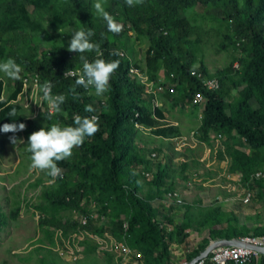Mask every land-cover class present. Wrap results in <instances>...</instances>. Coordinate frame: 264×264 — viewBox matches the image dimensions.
I'll list each match as a JSON object with an SVG mask.
<instances>
[{"label":"trees","instance_id":"obj_1","mask_svg":"<svg viewBox=\"0 0 264 264\" xmlns=\"http://www.w3.org/2000/svg\"><path fill=\"white\" fill-rule=\"evenodd\" d=\"M97 3L114 23L122 25L118 34L108 31L107 21L95 10ZM196 7L215 11L230 21L236 35L248 44L247 56L241 60V79L236 82L237 86L244 83L247 87L241 90V99L236 102L227 101L219 92L223 88V80L235 83L230 77L232 68L210 75L203 62L198 68L193 67L197 61L195 52L201 49L202 42L191 38L194 29L184 13ZM88 29L95 33L91 41L98 43L103 52L99 58L119 61V67L111 77L109 91L102 96L92 95L90 89L76 86L77 76L65 78L64 75L66 71L82 70L85 59L92 62L97 58L95 52L84 53L82 57L67 49L75 31ZM147 37L149 47L144 67L130 42L134 40L141 45ZM114 51H118L119 55H113ZM7 59H13L21 66L22 81L11 80L0 72V96L17 109V117L13 118L7 115L10 107L5 108L4 104H0V108H3L0 111V127L5 123H24L26 128L23 132L28 140L33 131L44 126H74L76 115L96 116L98 120L99 130L87 138L81 147L74 149L73 160L59 164L62 168L60 186H52L46 194L49 205L44 210L51 209L52 214L58 215L61 209L77 205L84 191L90 188L94 190L95 186L76 181L81 176L95 178L105 190H122L130 199L134 211L127 222L116 219L110 226L100 225L98 220L90 217L88 223L80 226L88 233L124 234L149 244L155 252L164 255L169 264L173 260L169 250L174 241L170 229L173 220L166 215V209L160 207L156 210L143 197L141 179L134 168L141 166L148 175L153 176L152 180H146L150 188L155 187L159 191L168 189L167 192L173 189V183L167 181L168 167L158 162L154 172L152 160L155 158L146 157L136 150L133 139L140 129L170 137L175 133V128L169 125L163 109L154 107L151 95L132 74L131 68H141L156 80L161 67H165L169 75L176 77L175 81L166 85L184 91L179 98L182 101L197 92L203 93L205 114L202 131L208 132L218 125L228 127L243 135L252 145H264V0H144L142 5L134 7L127 6L126 0H0V62ZM30 74H36L42 86L46 82L51 84L50 95L53 97H66L59 113H48L47 123L28 114L25 105L20 102L19 96ZM205 77H217L220 87L206 88L203 84ZM74 87L79 97L75 100ZM252 99H257L258 107L252 103ZM86 105H92L95 111L86 112ZM17 133L9 132L11 137L16 138ZM5 136L4 132H0V164L6 157ZM254 165V161L245 157L240 150L233 152L235 169L232 171L243 169L245 181L253 179L249 172L255 170ZM253 182L260 184L257 179ZM174 208L170 205L168 211L172 212ZM215 212L220 213L217 208ZM5 222L4 215L0 213V228ZM185 227V224L178 227L177 239L187 248V261L190 262L207 245L193 244L190 234L183 232ZM261 233L264 230L256 228L252 234ZM247 234L251 233L223 235L210 231L213 239ZM203 264H216L211 260V253ZM229 264H264V254L254 255L246 263L232 261Z\"/></svg>","mask_w":264,"mask_h":264},{"label":"rangeland","instance_id":"obj_2","mask_svg":"<svg viewBox=\"0 0 264 264\" xmlns=\"http://www.w3.org/2000/svg\"><path fill=\"white\" fill-rule=\"evenodd\" d=\"M184 15L194 29L191 38L202 42L201 49L195 52L197 61L193 67L198 68L203 62L210 75L232 68L230 77L235 83L223 80L219 92L229 102L238 101L241 90L247 87L244 83L237 86L236 82L241 79V60L247 56L248 44L236 35L232 23L215 11L196 7L188 9ZM131 45L140 63L146 67L149 38H145L141 45L133 40ZM47 46L52 47L51 44ZM175 78L161 67L155 81L169 84ZM183 93L175 89L173 93L160 96V107L175 133L163 137L149 129H140L133 139L136 150L146 157L150 158L152 152L157 151V157L151 159L154 172L158 162L167 166V181L173 183V189L179 191L185 201L182 205L170 204L175 208L168 211L170 205L165 195L168 189L150 188L146 180H152L153 176L141 166L134 168L141 179L143 197L156 210L160 207L166 209V215L173 220L170 229L174 241L169 246L172 264L189 262L187 248L177 239L181 225H186L183 232L190 234L193 244L205 245L213 240L210 231L232 235L234 232L252 234L256 228L264 230V145H252L243 135L228 127L218 125L208 132L202 131L205 102H195L194 94L182 101L179 98ZM90 94L97 96L94 89H90ZM19 99L28 114L44 123L49 119L48 113H55L43 98V86L36 74H30L25 80ZM252 103L259 106L257 99H252ZM5 134L7 151L0 164V213L6 222L0 228V264H169L167 258L155 252L149 244L124 234L88 233L80 226L85 215L93 214L100 225L110 226L116 219L127 222L134 211L122 190H105L95 178L81 176L76 181L95 186L94 190L84 191L77 205L61 209L58 215L52 214L51 209L44 210L49 205L46 194L52 186H60L61 178L53 182L44 172L30 167L31 154L27 151L28 140L23 131L17 133L16 144L12 143L9 133ZM235 150L254 161L255 170L249 174L261 171L262 175L249 182L243 177L240 179L243 169L232 171L235 169ZM254 179L260 184H253ZM189 181L191 186L187 185ZM249 193L251 196L247 200L245 195ZM216 208L219 214H216ZM123 244L132 250L128 256L122 249Z\"/></svg>","mask_w":264,"mask_h":264},{"label":"clouds","instance_id":"obj_3","mask_svg":"<svg viewBox=\"0 0 264 264\" xmlns=\"http://www.w3.org/2000/svg\"><path fill=\"white\" fill-rule=\"evenodd\" d=\"M144 0H126V4L129 7L142 5ZM96 12L103 15L107 21L108 31L118 34L121 30L119 26L112 21L108 14L101 8V5L97 3L95 5ZM95 35L94 31L77 30L70 38L67 46L68 51L77 52L83 57L84 53L95 52L97 58L89 62L84 60L82 70L79 73L65 72V78L69 76H77L75 85L83 87L84 89H94L97 96H102L109 91L110 80L112 75L119 67V61H106L99 58L103 56V52L98 43L91 41V37ZM113 55H119L118 51H114ZM0 72L4 73L11 80L22 81V68L13 59H7L0 62ZM51 84L45 83L43 85V98L49 102V107L54 108L56 113L61 111L60 105L66 100L64 95H57L52 97L50 95ZM73 99H78V95L75 93V87L72 89ZM0 104H4L5 108L10 107V111L7 113L10 117H17V109L11 104L4 101V98L0 96ZM3 111V108H0ZM85 111L92 113L95 111L92 105H86ZM26 125L24 123H5L0 127V132L4 133H16L25 130ZM99 130L98 120L96 116L81 117L76 115L74 117V126H60L59 124H52L49 127H41L37 131H33L28 137L27 151L31 154L30 167L35 170L44 172L46 175L52 178L55 182L57 178H62V168L59 164L63 161L69 160L74 153V149L81 147L85 140L95 135ZM13 144L17 143L15 136L10 138Z\"/></svg>","mask_w":264,"mask_h":264},{"label":"built area","instance_id":"obj_4","mask_svg":"<svg viewBox=\"0 0 264 264\" xmlns=\"http://www.w3.org/2000/svg\"><path fill=\"white\" fill-rule=\"evenodd\" d=\"M122 25H119L121 28ZM122 54H124L122 52ZM81 68L77 69L76 71L70 70L69 72H76L79 73ZM132 74L136 76V78L144 84L145 91L151 95V100L154 107H160L161 98L160 96L167 91L170 93L175 92V88H168L166 84L163 82L156 83L153 80L147 71H143L141 68L132 67L131 68ZM201 75V74H200ZM203 84L208 89H218L220 87V81L217 77H205L203 79ZM194 101L197 103H204L205 102V95L201 92H197L194 94ZM157 151H153L151 156L153 158L157 157ZM262 175V172H256L252 174V178H257ZM243 175H240V179ZM189 186L192 185V182L189 181ZM231 192V190H229ZM166 202L175 205H182L185 203L182 195L179 191L171 189L166 192ZM251 194H246L245 197L248 200ZM90 217H93V214L82 216L81 221L83 224L88 223ZM126 225V224H125ZM236 239L242 243V245H219L212 249L211 251V260L216 264H229L230 262L236 263H246L251 260L254 255L260 254L256 249L255 246H263L264 247V233L261 234H247L241 235L236 237ZM122 249L125 252V255L128 256L132 250L126 246V244L122 245ZM205 260L201 261L199 264H203Z\"/></svg>","mask_w":264,"mask_h":264},{"label":"water","instance_id":"obj_5","mask_svg":"<svg viewBox=\"0 0 264 264\" xmlns=\"http://www.w3.org/2000/svg\"><path fill=\"white\" fill-rule=\"evenodd\" d=\"M219 245H242L235 237L233 238H218L213 239L210 243L205 247V249L194 259H192L187 264H199L201 261L205 260L209 254L211 253L212 249ZM255 249L260 253L264 254V247L263 246H255Z\"/></svg>","mask_w":264,"mask_h":264}]
</instances>
